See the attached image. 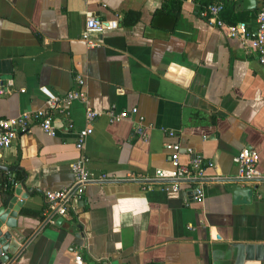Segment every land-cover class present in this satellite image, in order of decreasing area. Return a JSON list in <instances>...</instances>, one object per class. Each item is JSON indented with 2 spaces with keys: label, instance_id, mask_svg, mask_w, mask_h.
<instances>
[{
  "label": "crops",
  "instance_id": "crops-1",
  "mask_svg": "<svg viewBox=\"0 0 264 264\" xmlns=\"http://www.w3.org/2000/svg\"><path fill=\"white\" fill-rule=\"evenodd\" d=\"M231 1L236 24L252 29L264 0L255 10ZM208 4L0 0V82L12 83L0 95V119L42 109L49 95L78 89L86 97L67 114L54 113L55 136L34 128L0 151V167L11 169L0 170V207L16 191L21 201L9 230L14 264H264V66L225 27L199 15ZM88 17L118 27L91 34L97 44L89 47L81 38ZM85 107L101 115L78 151ZM132 109L118 122L108 115ZM174 140L182 165L201 159L202 202L192 199L195 181L183 182L178 196L154 182L143 186L157 170L173 169L164 144ZM244 147L259 157L261 177L252 181L237 178L233 159ZM82 157L93 178L120 180L87 184L82 205L72 200L57 224L62 217L44 192L71 187L70 166ZM235 186L252 188L250 200L234 196Z\"/></svg>",
  "mask_w": 264,
  "mask_h": 264
},
{
  "label": "built area",
  "instance_id": "built-area-1",
  "mask_svg": "<svg viewBox=\"0 0 264 264\" xmlns=\"http://www.w3.org/2000/svg\"><path fill=\"white\" fill-rule=\"evenodd\" d=\"M223 10L224 5L222 3H213L204 7L199 15L213 22L218 27H225L230 37L240 39L245 49H252L256 54L259 64L264 66V8L257 13L252 29H248V25L245 23L226 25L221 20ZM117 27L118 22L116 20L104 21L94 17H88L81 38L89 47H94L97 43L90 40L91 34H102L106 30L116 29ZM75 80L79 86L84 84L80 76L76 77ZM11 86V81L7 84L0 82V95L6 94ZM76 100L84 104L86 103L84 93L78 89L70 91L64 96L49 95L45 101V107L42 109L24 112L17 117L0 119V151L10 148L18 137L29 134L34 128H39L44 134L50 137L55 136L56 131L53 126L54 113L58 111L63 113L67 112L70 104ZM136 113L137 109H132L129 112L124 111L116 115L111 111L108 115L112 122H118ZM100 115L99 112L92 110L90 107H85V122L87 127L76 133L75 147L78 151L83 150L87 137L92 133L90 125ZM65 126L66 131L73 129V124L70 120L66 122ZM136 131L139 134L143 133L140 125L136 127ZM163 132L169 138H175L176 136L173 132L165 129H163ZM164 148L169 153L170 163L173 169L171 171L157 170L154 176L149 179L150 181H147L143 186L146 189H151V183L154 182L160 185L161 191L167 195L178 196L181 193L180 187L183 182L195 181L196 187L193 189L192 199L197 202H202L204 195L200 181L205 178L203 177L201 159L197 157L192 159L188 165H182L179 162L181 146L178 141L166 142ZM188 152L190 153L192 151L189 150ZM258 158L257 151L247 147L242 148L233 159L237 167V178L244 181H252L260 178L261 174L256 169ZM70 170L74 177V183L71 187L58 191L47 190L44 192L45 201L62 218L68 214L71 201L81 198L84 187L87 184L103 180L108 182L120 180L105 175L101 176L100 179L93 178L86 169V160L84 157L72 163ZM75 261L76 263H81V256L75 257Z\"/></svg>",
  "mask_w": 264,
  "mask_h": 264
},
{
  "label": "water",
  "instance_id": "water-1",
  "mask_svg": "<svg viewBox=\"0 0 264 264\" xmlns=\"http://www.w3.org/2000/svg\"><path fill=\"white\" fill-rule=\"evenodd\" d=\"M242 7L244 10H255L256 9V0H242ZM0 170L4 172H11V169L7 167H0ZM240 183V182H237ZM12 184L13 181H12ZM253 189L246 187L240 188L239 186H235L232 189V193L234 196H243L247 200L249 199L250 193H252ZM19 193L16 191L15 195L8 201V206L5 209L4 207H0V264H14L16 258L12 259L10 255H15L17 252V247L10 243L12 238V232L10 229L15 228V217L18 208L21 206V201L18 202ZM1 203H5V199L1 200ZM17 204V205H16ZM16 205L17 207L13 206ZM82 201L75 200L73 201V206H81ZM12 213H9L10 211ZM63 218H59L57 224L62 222Z\"/></svg>",
  "mask_w": 264,
  "mask_h": 264
},
{
  "label": "trees",
  "instance_id": "trees-1",
  "mask_svg": "<svg viewBox=\"0 0 264 264\" xmlns=\"http://www.w3.org/2000/svg\"><path fill=\"white\" fill-rule=\"evenodd\" d=\"M209 1V4H213V3H222L224 5V10H223V13H221V17L226 20L229 24V25H235L236 24V13L234 12V2L231 1V0H208ZM208 4V5H209ZM207 5H205L206 7ZM259 11L257 10L256 14L258 13ZM255 15L253 17H255ZM222 19V20H223ZM134 21V18L133 16L129 15L127 17V20L126 22L127 23H132ZM24 214L25 215H28V216H36V214L34 213H30V212H27V211H24Z\"/></svg>",
  "mask_w": 264,
  "mask_h": 264
}]
</instances>
